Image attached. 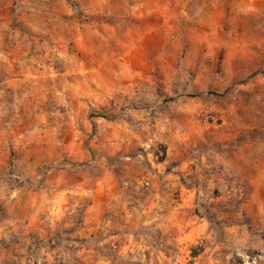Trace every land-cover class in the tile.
<instances>
[{
  "label": "rangeland",
  "instance_id": "obj_1",
  "mask_svg": "<svg viewBox=\"0 0 264 264\" xmlns=\"http://www.w3.org/2000/svg\"><path fill=\"white\" fill-rule=\"evenodd\" d=\"M0 264H264V0H0Z\"/></svg>",
  "mask_w": 264,
  "mask_h": 264
},
{
  "label": "trees",
  "instance_id": "obj_2",
  "mask_svg": "<svg viewBox=\"0 0 264 264\" xmlns=\"http://www.w3.org/2000/svg\"><path fill=\"white\" fill-rule=\"evenodd\" d=\"M68 4H69L70 8L72 9L73 14L75 15V17H81V16H82V14H81L80 11H79L78 5H77L76 3L68 1ZM209 94H214V93H209ZM214 95H217V94H214ZM223 95H224V94L217 95V96H223ZM207 216H208V215L206 214V217H207ZM207 219H208L211 223L215 224L217 227H220V226H221L220 223H219L218 221H216L213 217L208 216Z\"/></svg>",
  "mask_w": 264,
  "mask_h": 264
}]
</instances>
